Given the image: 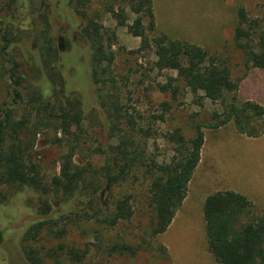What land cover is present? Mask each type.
I'll use <instances>...</instances> for the list:
<instances>
[{
    "label": "trees",
    "instance_id": "obj_1",
    "mask_svg": "<svg viewBox=\"0 0 264 264\" xmlns=\"http://www.w3.org/2000/svg\"><path fill=\"white\" fill-rule=\"evenodd\" d=\"M86 1L79 0L77 7L76 0H57L56 23L64 27L62 40L69 46L70 31L78 26L79 14L83 17L86 32L80 37L88 46L89 63L85 66L90 72L93 96L89 101L81 96L75 81L72 83L77 75L75 66L83 61L55 46L58 39L51 36L56 24L53 20H44L45 30L34 36L37 49H26L23 54L22 44L27 45L29 39L23 36L24 29L13 9L0 17V56L3 65H8L5 72L10 81L8 94L0 103V204L8 194L25 196V206L32 210L31 220L19 236V256L5 264L81 263L88 244L83 249L72 245L70 231L77 228L86 232L89 227L102 244L103 231L133 216L132 193H120L119 187L141 177L148 181L150 232L141 242L121 241L110 248V252L135 255L146 237L155 238L167 230L185 199L188 183L200 162L204 128L216 130L232 123L246 137L264 134V106L239 97L240 83L249 71L264 69V28L258 19L250 18L243 8L237 10L233 42L241 56L243 73L234 79L227 61L202 47L165 35L150 36L155 29L152 0H125L118 11L108 8L116 20L124 18L126 9L137 15L139 51L154 50V68L161 71L175 67L176 76L168 77L160 92L176 103L182 89L191 88L220 106V110L211 111L206 122L198 120V113H191L187 128L174 127L164 135L172 156L168 164L161 166L144 147L145 139L154 131L136 127L134 117L121 101L118 80L112 74L115 33L96 27L97 13H87ZM144 18L146 26L141 22ZM52 61L56 62L55 68L49 67ZM160 105L164 113L152 115V122L164 121L172 108L167 101ZM88 106L97 116V138L101 141L94 149H84L81 137L86 133L82 125ZM39 134L60 151L56 174L41 170L34 150ZM75 154L82 155L80 161L74 159ZM96 155L105 157L101 165L93 163ZM203 219L207 248L217 263L264 264V209L257 213L244 194L231 190L209 194L203 203ZM161 250L167 258L165 249Z\"/></svg>",
    "mask_w": 264,
    "mask_h": 264
},
{
    "label": "rangeland",
    "instance_id": "obj_2",
    "mask_svg": "<svg viewBox=\"0 0 264 264\" xmlns=\"http://www.w3.org/2000/svg\"><path fill=\"white\" fill-rule=\"evenodd\" d=\"M76 1V6L80 7L79 0ZM124 5L125 0H87L85 4L88 14L93 15L96 12L98 15L95 14L96 18H94L96 27L106 28L115 33L116 42L112 47L115 61L112 74L117 77L121 101L125 103L128 112L134 117L136 127H148L154 131L152 137L145 139L144 147L148 153L155 156L159 165L165 166L169 163L172 151L171 145L164 140V135L174 127L179 126L182 130L187 128L186 120L191 113H198V120L206 122L211 111L220 110V106L212 104L208 99H203L201 91L191 88L182 89L176 103L171 101L167 93L159 91L166 84L168 77L176 76V69L171 66L159 71L153 67L157 59L154 50L139 51V18L136 14L126 9L124 18L116 20L108 12L111 6L118 11ZM239 8H243L250 18L258 19L264 28V0H152L155 29L150 36L165 35L171 40L186 41L201 46L209 54L225 59L231 69L232 78L235 79L243 73L241 56L233 42V30ZM11 9L21 29H24L23 36L29 39L27 45L22 44L23 54L27 53L26 49H37L34 36L45 30L42 27L44 20H53L56 23L59 19L57 0H0V17L10 14ZM78 17V26L70 31L72 39L69 46L62 40L64 27L58 23L55 27L53 26L51 36L58 39L54 44L59 51L73 52L77 59L83 61L75 66L77 75L72 83L75 81L77 84L75 87L80 89L81 96L89 101L93 96L89 85L90 72L85 66L89 63L88 46L80 37L86 29L83 28V17L80 14ZM141 22L147 25L145 18L141 19ZM31 23H34L33 26ZM1 60L0 56V103L8 94L10 85L5 72L8 65H3ZM18 61H21V58ZM55 64L56 62L52 61L49 67L55 68ZM72 95L78 97L77 93ZM239 97L242 100L250 99L260 102L264 100V69L249 71L240 83ZM163 101L172 104L170 112L165 114L164 121L152 122V115L164 113L160 105ZM97 123V116L93 109L86 107L85 120L82 125L86 133H82L81 136L84 139L82 140L84 149H94L95 145L101 144L97 138L100 135ZM136 135L140 137L139 134ZM235 135L237 132L232 123L216 130L204 128L205 151L200 169L197 170V174L188 186L187 197L177 209L167 230L155 238L146 237L144 246L140 247L133 256L110 252V248L121 241L129 244L141 242L145 234L150 232L152 210L147 199L148 181L140 177L137 182L119 187L120 193H132V218L110 230L103 231L105 236L102 244L94 238V234L89 232V227L86 232L83 229L73 228L70 231L71 239L74 241L72 245L83 249L88 244L89 248L84 260L76 264H218L207 250L202 209L198 208V201H193V193L200 187L204 188L202 186L203 176L206 173L208 176L211 173L216 174L219 169V165L215 162L216 158L212 162L207 158V145L223 143L228 147L226 164L230 166L231 157L234 155L238 157L241 161L237 172L240 171L243 180L249 177L252 171L258 174L253 176V185L249 190L248 185L242 184L243 189L240 191L253 203L257 213L264 209V167H256L257 165L264 166V139L260 138L257 141L241 139L242 144L238 145L239 151L233 155L230 147ZM101 139L102 144L105 145V139L103 137ZM112 143L115 144V140H112ZM256 146L258 147L255 149ZM34 150L42 172L45 174L58 173L60 155L58 148L50 146L39 134ZM95 157L97 161L93 159V163L97 162L101 165L105 160V157L101 155ZM81 158V154L74 156L76 161H80ZM247 162L252 163L249 166ZM202 172L203 176L199 174ZM207 185L209 188L216 187L215 184L212 186L209 182ZM12 195L14 194H8L7 199L0 204V229L3 231V242L0 243V264L17 260L20 249L19 236L27 228L32 217V212H30L32 210L25 206V196L12 197ZM187 230L191 231V235ZM161 247L165 249L167 258Z\"/></svg>",
    "mask_w": 264,
    "mask_h": 264
},
{
    "label": "crops",
    "instance_id": "obj_3",
    "mask_svg": "<svg viewBox=\"0 0 264 264\" xmlns=\"http://www.w3.org/2000/svg\"><path fill=\"white\" fill-rule=\"evenodd\" d=\"M184 42H186V41H184ZM188 43H190V42H188ZM256 102H258V103H260L261 105L264 106V100L261 101V102L260 101H256ZM243 138H244L245 141H251V140L257 141V140H260V138L264 139V134L262 136L258 137V138H250V137H246L245 135L239 134L237 132V135H235V137L232 138L233 144L230 147L232 149L231 151H232L233 155H234L235 152L239 151L238 145L242 144V141H240V140L243 139ZM204 140H205V138H204ZM204 145L202 146V150H201L200 162L198 163V165H197V167H196V169H195V171L193 173V176H192L191 180L188 183V186H189L190 182L192 181V179L197 174V170L200 169V165H201V162H202V159H203V152L205 151ZM258 146H256L255 149ZM228 151H229L228 147H226L223 143H213V144L211 143V144L207 145L206 156H207V158H209L210 162H212L213 159L216 158L215 162L219 165V169L217 170L216 174L211 173V174H209V176L207 175V173L204 176H203V172L199 173L201 176H203V179H204L203 182H202L203 185L201 183H200V185H202L204 188L200 187V188H198L197 191H195V193H193V201H195V200L198 201V205H199L198 208L200 210L202 209V213H203L204 200L209 194H211L213 192H217V191H226V190H231V191L239 192V193L242 194V192L240 191V189H243V185L242 184L248 185L249 186L248 190H249L250 187L253 185V181H252L253 176L254 175H258L255 172L252 173L253 172L252 171L251 173H249V177H247L245 180H243L241 178L240 171L237 172L238 165H240L239 163L241 161L238 157H236L234 155L233 157H231L232 158V160H231L232 164L230 166H228L226 164L227 163V158H228V157L226 158V155H227L226 153H228ZM206 156H205V158H206ZM233 160H234V163H233ZM247 163L250 166V164L252 162H247ZM233 167H235V168H233ZM256 167L262 168L264 166L263 165H257ZM207 181L210 183V185L212 184V186H213V184H215L216 187H211L210 186L211 188H209V185H207V183H208ZM187 194H188V187H187ZM186 197H187V195H186ZM192 204H193V202H192ZM204 230H205V223H204ZM187 231L189 232V235H191L190 234L191 231H189V230H187ZM207 250H208V248H207Z\"/></svg>",
    "mask_w": 264,
    "mask_h": 264
}]
</instances>
